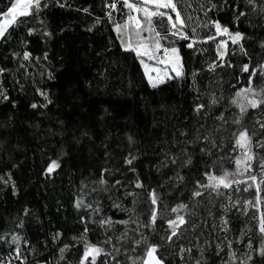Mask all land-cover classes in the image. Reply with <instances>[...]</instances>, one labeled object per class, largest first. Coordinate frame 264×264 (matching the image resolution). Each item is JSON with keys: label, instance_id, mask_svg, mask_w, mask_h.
I'll return each mask as SVG.
<instances>
[{"label": "trees", "instance_id": "obj_1", "mask_svg": "<svg viewBox=\"0 0 264 264\" xmlns=\"http://www.w3.org/2000/svg\"><path fill=\"white\" fill-rule=\"evenodd\" d=\"M13 2L0 0V12ZM113 2L41 0L38 12L32 8L29 14L19 16L18 23L9 25L0 37V68L4 69L0 72V93L8 97L5 100L0 96V236L5 237L0 240V264H79L85 239L94 244L106 239L103 229L93 220L111 217L119 221L131 216L147 223L152 189L160 197L155 206L157 222L143 231L151 243L162 245L158 253L165 264H193L201 247L208 264H224L229 260V241L231 251L239 258L250 254V264H264V256L259 254L264 240L259 232L264 185L258 193L246 173H236L234 157L239 155V149L232 151V134L243 128L250 134L256 130L253 141L264 138L257 123H264V107L249 108L236 125L232 120L240 110L231 104L235 92L248 86L251 69L264 63V12L260 7L253 9L247 0H179L182 17H192L185 22L189 28L197 29L201 39L214 34V28L209 31L198 25L215 19L231 31L244 33V38L236 45L229 40L222 58L216 53L220 36L215 42L204 41L193 49L178 40L185 75L175 78L173 74V79L152 88L139 59L134 52L125 50L115 30V20L125 18L128 9L123 0H115L117 7L111 8ZM209 3L217 8H209L205 16L200 6L208 8ZM256 3L264 5V0ZM241 12L245 15L234 20V15ZM28 29L35 31L30 33ZM24 51L30 56L25 58ZM213 61L217 66L209 69ZM246 63L249 71L244 72L242 66ZM252 85L264 87V73L259 69L252 75ZM41 92L47 93V100ZM213 93L220 103L208 108ZM197 103L205 104L199 113L194 110ZM221 112L229 123L217 131L219 121L215 117ZM197 135L213 136L217 147L203 139L188 143ZM129 136L133 138L131 142ZM206 147L211 149V155L200 151ZM185 148L192 156V165L179 169L184 180L177 182V166L163 162L170 154L185 159ZM253 152L257 159L252 161L250 172L259 181L264 179L258 163L264 150L254 146ZM132 157L135 159L131 164L125 163ZM219 158H223V167L234 173L232 179L240 183L219 189V194L201 190L202 195L193 198L192 192L198 190L195 181L207 183L205 171L220 174ZM51 160H57L60 167L47 173ZM214 161L217 164L210 167ZM102 178L106 185L99 183ZM137 180L142 187L136 186ZM80 197L83 203L78 208L76 201ZM97 202L102 215H94L84 206L95 207ZM180 202L188 204L193 212L186 214V226L181 225L178 236L165 243L161 237L170 234L166 220L175 218L170 209ZM114 203L120 207H113ZM181 214H185L183 210ZM85 225L89 231L82 239ZM128 227L134 228L135 224ZM123 231V225H116L115 232L107 235L115 237ZM14 234L20 237L18 242L13 241ZM56 234L59 235L53 239ZM129 235L139 238L138 233ZM112 243L117 241L113 239ZM218 244L222 250L217 249ZM64 245L69 247L61 254ZM102 246L112 252V244ZM118 246L132 248L130 240ZM181 246L192 248L191 253L183 254V260ZM118 258L122 264H129L123 250ZM106 259L107 264H114L112 256ZM85 264H91L90 258ZM96 264H105L103 253Z\"/></svg>", "mask_w": 264, "mask_h": 264}, {"label": "snow or ice", "instance_id": "obj_2", "mask_svg": "<svg viewBox=\"0 0 264 264\" xmlns=\"http://www.w3.org/2000/svg\"><path fill=\"white\" fill-rule=\"evenodd\" d=\"M179 0H138V2H132V0H123L124 6L129 10V14L124 24H115V30L117 35L120 37V43L125 48L126 51H132L135 53V58L139 59L140 64L144 69V76H146L148 84L152 88H157L166 83L167 80L173 79V74L175 78H182L184 73V63L183 58L180 54L179 47L176 46V41L183 40L186 43L187 48L193 49L194 45L198 43H203L204 41H213L215 42L216 37L220 36V40L216 43V53L218 54V58H222L225 56V51L227 48L228 41L230 40L233 45L240 43L244 38V33L240 31H231L230 28L226 24H222L220 20H208L207 24L198 25L199 27L208 28L211 31L214 28V34L206 35L202 39L197 34V29L195 27L189 28L186 24L185 20H191L192 17H182L181 11L178 8ZM247 4L251 5L253 9L256 7H260L262 12H264V5H257L256 0H247ZM111 8H116L117 4L114 0L110 5ZM204 11L205 16H207L209 8L216 9L217 5L214 3H209V7L205 8L203 5L200 6ZM34 8L37 12L41 8V0H15V2L11 3L10 7H7L6 11L0 12V16L5 17V19H0V37L5 35L6 29L9 25L13 23H18L17 17L29 14V10ZM84 11H88L84 9ZM175 14V18L173 15ZM142 14V15H140ZM110 15V13H109ZM245 13H239V16L234 15L233 19L238 21L240 16H244ZM167 18L168 29L166 32H161L157 30V27L154 23V18ZM199 19V18H198ZM100 20L97 18L96 23H99ZM31 33L35 31V29H28ZM189 31L191 35H189ZM146 33V34H145ZM226 36L228 39H224L223 36ZM46 35H51V33H46ZM163 41V43H162ZM166 44L171 46H166ZM241 51H245L243 49V45L240 44ZM199 51L200 49H194ZM246 54V51H245ZM46 55V54H45ZM23 56L25 58L30 56L28 51L23 52ZM149 61L153 63H149ZM221 63L223 60L221 59ZM156 65H162L163 67H157ZM216 62L213 61L208 64L209 69H214L216 67ZM257 69L260 70L261 73H264V63L258 64L251 69L252 75L257 73ZM4 69L0 68V72H3ZM242 71H249V64H244L242 66ZM154 73V74H153ZM193 79H195L196 72L192 73ZM252 75L249 76V83L247 87L239 88L235 94L231 97V104L236 105L240 110V115L232 120L233 124L239 125L243 116L247 113L249 108L256 109L258 107H264V87L257 89L252 85ZM51 77V73H49ZM41 95L45 97L47 100V93L41 92ZM222 95V93H221ZM3 99L7 100L8 97L5 94L0 93ZM49 103L51 101H48ZM220 103V100L213 93L208 100V108H213ZM33 108L36 107L35 104L32 105ZM202 109H205V104L197 103L195 105V111L199 113ZM208 113L205 112V115ZM219 123L217 124V131H220L224 128V125L228 124L229 121L225 118L224 112H221L219 116L215 117ZM259 124V129L264 131V123L257 121ZM257 135L256 130L250 134L247 128H243L238 132H234L232 134V138L234 139V147L232 149L235 152L239 149V155L234 157V163L236 166V173L239 174H247V179L250 182H254L256 191L259 193L261 191L262 185H264V179H260L258 181V176L251 174L250 170L253 168L252 161L257 159L256 154L253 152V147H258L261 150H264V138L257 139L253 141V137ZM129 141H132V137L129 136ZM200 139L207 141L213 148L217 147L216 140L211 135H204L200 137L197 135L195 140L189 141L188 143L195 144ZM224 143V137H221V144ZM185 153V159H179L175 154H170L165 157V161L163 163H172L177 166V173L175 179L177 182H182L184 180V176L180 174L179 169L192 165V156L187 152V149L182 150ZM201 152H207L208 155H211L210 148H201ZM128 159L125 163L131 164L132 160ZM258 163L260 165L259 172L262 176H264V157L258 159ZM217 161L213 162V165L210 167H215ZM219 165L221 168V172L219 175L215 174V171H205L203 176L207 178L206 184H201L199 180L195 181V184L198 186V190L192 192V197H200L202 195L201 190L211 189L212 191H216L219 194V189L221 186L224 188H230L233 183L239 184L240 181H235L231 179L234 175L232 171H229L227 168L223 167V158H219ZM60 165L57 160H51L48 163L45 171L47 173H51L54 169L59 168ZM242 170V171H241ZM107 171V170H105ZM2 179V177H0ZM5 184L9 183V181H4ZM99 183L101 185H106V181L102 178ZM116 184H120V181H116ZM137 187H142V182L136 181ZM249 186H252L250 183ZM12 188L15 192V183L12 182ZM105 191L107 188L105 187ZM247 189H245L246 191ZM131 195H135L132 193ZM150 197V216L148 218V222L144 223L137 217L135 220L130 216L127 220H113L111 217H102L98 220H93V224L99 226L103 229L106 239L100 244H94L88 242L86 239L84 240V248L83 255L79 261V264H85L86 261L91 260V264H96L97 257H99L102 253L105 255V264H107V257L112 256V260L114 264H122L119 260V253L123 250L125 254V258L129 262V264H165V259L161 258L158 255V249L162 248L161 244L151 243L148 236L144 233L143 229L150 228L155 225L157 222V208L155 207L158 203L160 197L158 196L155 189H152L149 193ZM83 203V197L77 198L76 207H81ZM136 201H133L135 204ZM237 204L239 201L236 202ZM245 204L251 203L250 201H244ZM85 207L92 210L94 215H102V210L100 208L99 203L93 207L92 204H85ZM113 207L119 208L120 205L113 204ZM253 207H256L253 204ZM181 210L185 214H181ZM25 213L28 212V209L24 210ZM134 213L135 210L132 209ZM171 213L175 214V218H169L166 220L168 228L170 229V234L166 237H161L165 243L173 240V237L178 236L180 233L181 225L186 226V214L193 212V209L189 208V205L183 202L178 203L175 207L170 209ZM194 214V213H193ZM82 221L85 219L81 218ZM91 219V217H89ZM222 223L227 224V220L223 219ZM130 224H135L134 228L128 227ZM116 225H123L124 231L121 232L118 236L107 235L109 231L115 232ZM197 225H192L195 228ZM88 228L85 225L84 233H82V239L87 236ZM259 232L264 236V212L260 214L259 218ZM129 233H138L139 238L135 235L130 236ZM59 234H56L53 239H56ZM5 239V237L0 236V240ZM20 239L19 236L13 235V241L18 242ZM113 239L117 241V243H112ZM131 241L132 248H121L118 246L119 242L123 241L127 243ZM27 243V241H25ZM207 244V241H205ZM103 244H112V252H115L116 255H112V252L106 251ZM69 247V245H64L63 248L60 249L61 254ZM218 250L220 249V245L217 246ZM229 251L226 253L229 257L227 262L224 264H232L233 261H238V264H250L252 261V256L250 254H246L245 258L241 259L237 256L236 252L231 251L232 242L229 241L226 245ZM248 247L252 248L251 240H249ZM17 253L19 252V244L17 243ZM136 253L139 251L140 255H129V252ZM192 252V248H184L180 247V258L184 259V253ZM204 248H200V256L199 258L193 261V264H208L207 259L204 256ZM259 254L264 256V240L261 242V248L259 249Z\"/></svg>", "mask_w": 264, "mask_h": 264}, {"label": "rangeland", "instance_id": "obj_3", "mask_svg": "<svg viewBox=\"0 0 264 264\" xmlns=\"http://www.w3.org/2000/svg\"><path fill=\"white\" fill-rule=\"evenodd\" d=\"M31 12V9H30V11H29V13ZM128 14H129V10H128V12H127V16H128ZM172 15H173V18H175V14L174 13H171ZM140 15H142V14H140ZM127 16L125 17V18H123V19H120V20H115V24H124L125 23V21H126V19H127ZM19 17V16H18ZM17 17V18H18ZM1 19H5V17H3V16H1ZM154 23H155V25H156V27H157V30H159V31H161V32H166L167 31V29H168V23H167V18L165 17V18H154ZM9 27V26H8ZM8 27H7V29H8ZM146 34V33H145ZM162 43H163V41H162ZM166 46H171V45H168V44H166ZM176 46L177 47H179L178 46V44H177V41H176ZM149 63H153V62H151V61H149ZM157 67H163L162 65H156ZM154 74V73H153ZM231 179H232V177H231ZM222 188H224L223 186H221V188L220 189H222Z\"/></svg>", "mask_w": 264, "mask_h": 264}, {"label": "water", "instance_id": "obj_4", "mask_svg": "<svg viewBox=\"0 0 264 264\" xmlns=\"http://www.w3.org/2000/svg\"><path fill=\"white\" fill-rule=\"evenodd\" d=\"M30 11V10H29ZM158 255H159V253H158Z\"/></svg>", "mask_w": 264, "mask_h": 264}]
</instances>
